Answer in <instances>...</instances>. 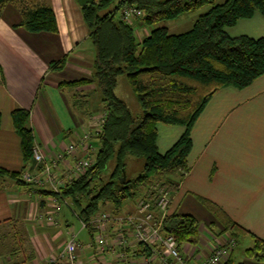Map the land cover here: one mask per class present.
I'll list each match as a JSON object with an SVG mask.
<instances>
[{
    "label": "crops",
    "instance_id": "1",
    "mask_svg": "<svg viewBox=\"0 0 264 264\" xmlns=\"http://www.w3.org/2000/svg\"><path fill=\"white\" fill-rule=\"evenodd\" d=\"M47 2L55 14V32L25 29L20 25L19 8L11 3L0 13V169L23 172L36 167L33 158L24 162L20 136L12 120V111L22 108L29 113L33 145L42 150L46 161L69 143H78L77 150L59 164L58 174L65 179L75 159L85 155L80 139L91 127L92 112L98 114L102 109V102L94 83L69 84L93 74L95 49L80 5L76 0ZM225 31L231 36H264V13L238 19ZM62 57L64 66L51 69L50 62ZM169 125L174 126L173 135L161 138L156 124L160 152L166 151L184 130L183 125ZM191 138L190 170L171 194L170 207L178 212L184 209L187 212L180 213L191 214L199 221L201 248L192 259L203 260L217 239L232 235L224 229L221 216L219 221L206 211L202 220L207 222L197 218L195 209L200 202L196 195L210 200L223 216L264 239V72L244 87L217 88L194 121ZM37 189L23 181L21 174L19 181L0 175V264H47L74 233L68 229V237L60 239L64 225L59 227V220L56 225L45 220L48 195ZM240 238L248 241L236 258ZM91 241H79V264L93 263ZM236 241L231 255L221 264H263L245 253L253 244L249 233L239 234Z\"/></svg>",
    "mask_w": 264,
    "mask_h": 264
},
{
    "label": "trees",
    "instance_id": "2",
    "mask_svg": "<svg viewBox=\"0 0 264 264\" xmlns=\"http://www.w3.org/2000/svg\"><path fill=\"white\" fill-rule=\"evenodd\" d=\"M7 3L19 8L20 25L25 29L57 30L55 14L47 0H0V13ZM123 4L141 9L144 12L142 23L149 26L207 8L186 31L174 33L166 26L156 25L138 40L134 26L119 19L118 10ZM80 11L95 49L93 74L69 84L96 85L104 120L101 129L90 139V145L96 148L92 164L67 181L58 193L77 206V216L81 224H85L82 228L92 235L90 220L103 205L111 204L112 213L121 214L125 200L146 197L154 202L155 183L171 196L177 180L190 170L191 128L212 93L226 85L244 87L264 72V36H231L225 31L226 26L235 24L238 19L255 12L264 13V0H223L220 3L216 0H119L117 4L114 0H94L80 5ZM64 60V57L53 60L49 66L61 69ZM121 75L134 93L141 114L133 113L117 95ZM12 120L27 163L32 160L34 144L28 125L29 113L16 108L12 111ZM158 122L184 126L182 134L164 152L157 148ZM129 156L144 159L141 172L131 179L125 175ZM110 159L114 160L112 171L103 178L100 174ZM21 173L0 169V175L18 181ZM143 187L144 193L137 197ZM37 188L45 195L56 194L47 187ZM201 200L222 217L224 229L236 239L243 232L252 236L253 244L245 253L264 264V239L223 216L210 200ZM162 228L180 245L199 242V221L170 206Z\"/></svg>",
    "mask_w": 264,
    "mask_h": 264
},
{
    "label": "built area",
    "instance_id": "3",
    "mask_svg": "<svg viewBox=\"0 0 264 264\" xmlns=\"http://www.w3.org/2000/svg\"><path fill=\"white\" fill-rule=\"evenodd\" d=\"M119 19L133 24L134 19L144 15V12L134 5L123 4L118 11ZM92 124L80 139L85 155L75 159L67 171L68 180L61 179L58 174L59 164L67 154L77 150L78 143H69L64 151H59L49 161L45 160L42 150L33 145L32 158L36 163L33 170L21 173V179L37 187H47L56 192L48 195L46 200L45 220L58 224V214L67 200L58 192L67 181L77 177L93 162L95 148L90 145L91 136L101 129L104 113L91 114ZM38 166V164H40ZM58 175V176H57ZM159 183H155L156 198L153 201L146 197L137 200L135 213L114 214L107 211L97 212L90 220L92 233V249L94 258L92 264H221L231 255L236 246V238L228 234L225 239L213 245L207 257L201 261L192 259L200 250L197 243H177L175 237L162 228L171 197ZM85 224L82 223V227ZM81 245L75 233H71L65 241L62 250L47 264H79L77 248ZM141 252H144L141 254ZM98 256H101L99 258Z\"/></svg>",
    "mask_w": 264,
    "mask_h": 264
},
{
    "label": "rangeland",
    "instance_id": "4",
    "mask_svg": "<svg viewBox=\"0 0 264 264\" xmlns=\"http://www.w3.org/2000/svg\"><path fill=\"white\" fill-rule=\"evenodd\" d=\"M119 0H114V4H117ZM223 0H216V2L220 3ZM207 8V6L201 8L200 10H196V11H189L186 12L180 16H178L175 19L172 20H164L161 21L160 23L154 24L153 26H149V25H145L142 23V19L141 17L138 19H134L133 22V26H134V31H135V35L137 37L138 40H141L152 27H155L156 25H163L166 26L169 30V32H174V33H178V32H183L188 30L194 20L197 18L198 14L202 11H205ZM119 11V10H118ZM239 25V24H238ZM242 32V31H241ZM116 93L118 96H120L122 99L125 100V102L128 104L129 108L131 109V111L133 113L136 114H141V107L134 95V93L132 92L126 78L124 75L119 76L118 78V84L116 87ZM98 113H102L103 109H99ZM97 111L92 112V114H96ZM158 135H160V137H164L165 135H173V131L172 129H174L173 125H169L163 122H158ZM165 127H171L170 130H167ZM88 130V129H87ZM80 131L82 132V129H80ZM97 146V145H96ZM96 149V148H95ZM143 163H144V159L142 157H134V156H129L126 158V166H125V175L128 179L134 178L137 174H139L142 170L143 167ZM113 164H114V160L110 159L105 167V169L103 170V172H101V177L106 178L110 172L112 171L113 168ZM181 180H177V182L179 183ZM145 191V188H141L139 190V193L137 195V197H140ZM197 199L199 200L200 204H198V208L195 209V213L197 214V218L199 220H201V222H207L208 219H206V221L202 220L203 217L206 215V211H209V213L211 215H214L219 221V215L215 214L212 210H210L206 204L201 200L203 197L201 196H197ZM194 199V198H193ZM137 200L138 198L135 199H130V200H125L124 204L120 210V212L122 214L125 213H135L137 211ZM68 204H64L62 206L61 211L58 214V220H59V227H61L62 225H64L62 227L63 229V235L61 236L60 239H66L68 237L67 230L68 229H72V232H74L77 235V239L83 243V244H87L88 241L90 240V236H89V232L88 229L86 228H82V224H81V220L78 218L77 213H78V208L75 205H72L70 200H67ZM203 205V206H201ZM99 211H107V212H112V206L111 204L109 205H103L101 206ZM98 211V212H99ZM180 212H187L184 209H181ZM65 220H68L69 222V227L65 228ZM216 224H218V221L215 220ZM59 227H56L57 229H59ZM66 229V230H65ZM205 231L210 232L209 229H206ZM220 240L217 239L216 243ZM247 238H240L239 239V248L237 250H235V257L238 258L239 256V252L247 246ZM203 244V243H202ZM200 250L196 251V253H198ZM144 252H141V254ZM207 257V255L205 256V258ZM204 258V259H205Z\"/></svg>",
    "mask_w": 264,
    "mask_h": 264
},
{
    "label": "water",
    "instance_id": "5",
    "mask_svg": "<svg viewBox=\"0 0 264 264\" xmlns=\"http://www.w3.org/2000/svg\"><path fill=\"white\" fill-rule=\"evenodd\" d=\"M78 2L79 5H83V4H87V3H91L94 0H76Z\"/></svg>",
    "mask_w": 264,
    "mask_h": 264
}]
</instances>
